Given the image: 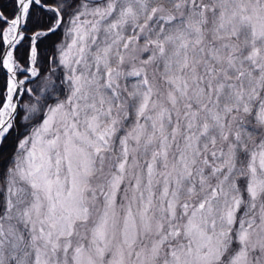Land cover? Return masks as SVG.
<instances>
[{
    "label": "snow or ice",
    "instance_id": "1",
    "mask_svg": "<svg viewBox=\"0 0 264 264\" xmlns=\"http://www.w3.org/2000/svg\"><path fill=\"white\" fill-rule=\"evenodd\" d=\"M0 264H264V0H0Z\"/></svg>",
    "mask_w": 264,
    "mask_h": 264
}]
</instances>
